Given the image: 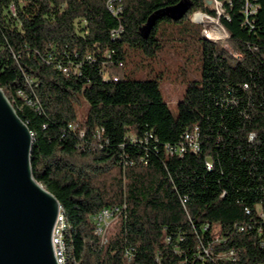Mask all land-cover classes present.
<instances>
[{"label":"trees","instance_id":"16d2710c","mask_svg":"<svg viewBox=\"0 0 264 264\" xmlns=\"http://www.w3.org/2000/svg\"><path fill=\"white\" fill-rule=\"evenodd\" d=\"M218 1L232 54L192 20L217 17L206 0H0V88L64 210L66 264H264V0Z\"/></svg>","mask_w":264,"mask_h":264},{"label":"water","instance_id":"95a60500","mask_svg":"<svg viewBox=\"0 0 264 264\" xmlns=\"http://www.w3.org/2000/svg\"><path fill=\"white\" fill-rule=\"evenodd\" d=\"M33 135L0 88V264H58V199L31 166Z\"/></svg>","mask_w":264,"mask_h":264},{"label":"built area","instance_id":"2783aa9c","mask_svg":"<svg viewBox=\"0 0 264 264\" xmlns=\"http://www.w3.org/2000/svg\"><path fill=\"white\" fill-rule=\"evenodd\" d=\"M206 1L215 9V11L217 12V17H212L202 12H196L192 16V20L204 26L203 35L207 40L211 42L217 43L221 41V39L225 40L229 38V34L220 22V19L224 13L222 3L218 0ZM248 7L249 9L251 8L250 5ZM255 12L256 11L253 10L251 13ZM225 48H227L232 54V51L229 49L228 45H225ZM196 136L197 133L192 134L188 132L185 134V139L190 147H193V149L198 150L199 147L196 141L197 139L195 138ZM95 220L98 224L97 233L105 240L106 232L112 220L111 211H109L108 209L103 210L99 215L96 216ZM67 228L68 226L66 223L65 213L63 208L60 207L52 235L54 254L58 264L67 263V246L65 242V232Z\"/></svg>","mask_w":264,"mask_h":264},{"label":"rangeland","instance_id":"374dc122","mask_svg":"<svg viewBox=\"0 0 264 264\" xmlns=\"http://www.w3.org/2000/svg\"><path fill=\"white\" fill-rule=\"evenodd\" d=\"M204 30V27H203ZM222 44L228 45V38L227 39H221L219 41ZM218 43V42H217ZM176 68L173 67L171 69L172 74L170 75L171 78H168L166 81L161 82L160 89L163 94L164 100L168 104L171 112L177 116L178 114V104L180 100L184 97L187 89V84L183 83L181 79L175 78L174 72ZM89 105L87 103H84L82 108L80 109V115L81 117L86 116L88 111ZM112 224L109 225L108 230L106 232V238L110 234Z\"/></svg>","mask_w":264,"mask_h":264}]
</instances>
